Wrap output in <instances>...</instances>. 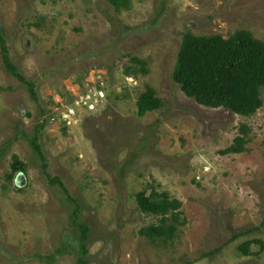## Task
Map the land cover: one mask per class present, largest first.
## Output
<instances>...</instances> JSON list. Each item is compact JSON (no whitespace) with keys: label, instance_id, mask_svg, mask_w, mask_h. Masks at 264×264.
I'll use <instances>...</instances> for the list:
<instances>
[{"label":"rangeland","instance_id":"obj_1","mask_svg":"<svg viewBox=\"0 0 264 264\" xmlns=\"http://www.w3.org/2000/svg\"><path fill=\"white\" fill-rule=\"evenodd\" d=\"M0 26L36 92L0 47V264H79L75 211L88 264H264L263 245L240 249L264 243V88L246 116L175 78L189 32L264 42V0H0ZM148 87L163 106L141 116ZM239 136L246 151L224 153ZM152 186L182 202L185 222L158 244L141 233L158 217L137 202Z\"/></svg>","mask_w":264,"mask_h":264},{"label":"trees","instance_id":"obj_2","mask_svg":"<svg viewBox=\"0 0 264 264\" xmlns=\"http://www.w3.org/2000/svg\"><path fill=\"white\" fill-rule=\"evenodd\" d=\"M117 10L129 9L132 0H110ZM0 47L7 69L23 82H26L36 95L34 84L26 81L12 61L7 37L0 26ZM139 61L138 59H134ZM175 78L184 92L198 103L210 108H225L237 114L252 115L263 106L262 89L264 88V42L244 29L236 31L226 39L221 35L198 36L187 33L178 55ZM163 101L152 87H148L138 100L141 116L149 111L160 109ZM36 152L42 154L38 136L32 138ZM247 140L239 136L235 144L224 151L226 154L246 151ZM43 157V156H42ZM16 165L19 162L15 156ZM14 166V172L19 167ZM12 174L10 178H13ZM51 177V176H50ZM60 182L54 178L53 182ZM138 206L142 212L158 217V222L142 228L141 233L158 244L176 237L183 220V204L170 196L168 192H159L152 186L150 191L137 194ZM73 222L80 230V248L82 256L79 264H88L90 228L80 222L78 211L73 215ZM263 245L261 240H251L242 244L240 249L251 254L253 245ZM192 264V262H186Z\"/></svg>","mask_w":264,"mask_h":264}]
</instances>
